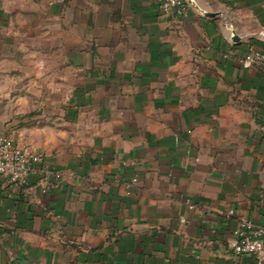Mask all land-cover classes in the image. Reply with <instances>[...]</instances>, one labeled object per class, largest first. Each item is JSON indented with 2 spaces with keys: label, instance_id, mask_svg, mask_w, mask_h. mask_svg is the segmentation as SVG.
<instances>
[{
  "label": "crops",
  "instance_id": "0c3cea01",
  "mask_svg": "<svg viewBox=\"0 0 264 264\" xmlns=\"http://www.w3.org/2000/svg\"><path fill=\"white\" fill-rule=\"evenodd\" d=\"M184 1L0 0V47L49 58L68 126L0 121L43 154L0 178V264H261L232 248L264 227V64L241 62L264 0Z\"/></svg>",
  "mask_w": 264,
  "mask_h": 264
},
{
  "label": "rangeland",
  "instance_id": "374dc122",
  "mask_svg": "<svg viewBox=\"0 0 264 264\" xmlns=\"http://www.w3.org/2000/svg\"><path fill=\"white\" fill-rule=\"evenodd\" d=\"M31 22L28 27L33 28L34 20ZM34 44L31 39L23 40L10 54L0 47V121L12 117L13 126L42 127L46 134L54 129L67 130V105L63 102L66 89L53 87L55 73L40 69L50 62L33 49ZM36 63L43 65L40 71H36Z\"/></svg>",
  "mask_w": 264,
  "mask_h": 264
},
{
  "label": "built area",
  "instance_id": "2783aa9c",
  "mask_svg": "<svg viewBox=\"0 0 264 264\" xmlns=\"http://www.w3.org/2000/svg\"><path fill=\"white\" fill-rule=\"evenodd\" d=\"M165 14L183 17L186 13L184 0H156ZM262 45L250 49L242 58L244 67L256 63L264 64V31L258 33ZM264 73V71H263ZM43 154L31 141L17 135H9L0 131V178L7 183L25 185L29 179L40 173ZM228 214L232 215L233 210ZM233 253L249 255L264 264V227L248 218L239 217L238 227L233 232Z\"/></svg>",
  "mask_w": 264,
  "mask_h": 264
},
{
  "label": "water",
  "instance_id": "95a60500",
  "mask_svg": "<svg viewBox=\"0 0 264 264\" xmlns=\"http://www.w3.org/2000/svg\"><path fill=\"white\" fill-rule=\"evenodd\" d=\"M234 39H237V37H235Z\"/></svg>",
  "mask_w": 264,
  "mask_h": 264
},
{
  "label": "trees",
  "instance_id": "16d2710c",
  "mask_svg": "<svg viewBox=\"0 0 264 264\" xmlns=\"http://www.w3.org/2000/svg\"><path fill=\"white\" fill-rule=\"evenodd\" d=\"M7 134V133H6Z\"/></svg>",
  "mask_w": 264,
  "mask_h": 264
}]
</instances>
